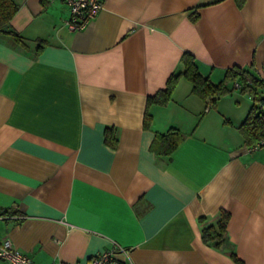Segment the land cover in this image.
I'll return each mask as SVG.
<instances>
[{
	"label": "crops",
	"instance_id": "obj_1",
	"mask_svg": "<svg viewBox=\"0 0 264 264\" xmlns=\"http://www.w3.org/2000/svg\"><path fill=\"white\" fill-rule=\"evenodd\" d=\"M99 1L70 31L63 0H16L23 43L0 34V242L34 264H88L114 244L121 264H264V148L239 130L251 96L206 110L180 77L166 105H146L183 53L213 83L232 67L260 75L264 0ZM170 128L181 143L155 155ZM221 214L215 248L201 230Z\"/></svg>",
	"mask_w": 264,
	"mask_h": 264
},
{
	"label": "trees",
	"instance_id": "obj_2",
	"mask_svg": "<svg viewBox=\"0 0 264 264\" xmlns=\"http://www.w3.org/2000/svg\"><path fill=\"white\" fill-rule=\"evenodd\" d=\"M244 0H235L238 7ZM19 4L16 0H0V34H7L14 41L23 43V38L11 28V20L15 16ZM197 14L192 18L197 19ZM181 71L172 73L165 84L163 90L157 91L153 96L147 98V107L152 104L166 105L171 100L172 92L180 77H184L191 83V93L206 102L205 108L215 106V101L226 94L231 93L232 84L237 83L242 92L251 96L252 104L248 114L239 125V130L243 135L246 146L251 147L260 139L264 138V80L247 69L238 67L227 68L224 77L218 83L210 81L208 76H203L193 57L188 53H183L180 58ZM231 85V86H230ZM151 116L145 112L144 127L150 124ZM183 139L182 134L175 128H170L165 133L156 134L150 150L157 156L170 157ZM105 141L115 147L117 140L111 128L105 130ZM227 215L221 214L215 224H210L202 228L201 238L204 243L215 248H221L225 244ZM231 257L237 261L235 254L230 252Z\"/></svg>",
	"mask_w": 264,
	"mask_h": 264
},
{
	"label": "built area",
	"instance_id": "obj_3",
	"mask_svg": "<svg viewBox=\"0 0 264 264\" xmlns=\"http://www.w3.org/2000/svg\"><path fill=\"white\" fill-rule=\"evenodd\" d=\"M68 6L69 17L65 25L70 31H80L93 20L102 9L99 0H63ZM264 80V71L259 75ZM236 87H239L236 84ZM208 105L205 109L208 110ZM251 151L264 148V138L249 147ZM125 253V250L117 245L93 256L88 264H121L117 255ZM0 259L8 264H34L27 256L21 254L8 239L0 242Z\"/></svg>",
	"mask_w": 264,
	"mask_h": 264
},
{
	"label": "rangeland",
	"instance_id": "obj_4",
	"mask_svg": "<svg viewBox=\"0 0 264 264\" xmlns=\"http://www.w3.org/2000/svg\"><path fill=\"white\" fill-rule=\"evenodd\" d=\"M216 83H218V82H216ZM231 86V85H230ZM233 89H232V91H231V93H229V94H226V95H228V96H242V99H241V106L239 107L238 106V112L239 111H241V110H243L244 108H241V107H243V105H244V103L246 102V100H247V102L249 103L250 102V98L248 97V93H246V92H242L241 90H240V88L239 87H236V84L234 83V84H232V86H231ZM235 106H236V104H234ZM237 107V106H236Z\"/></svg>",
	"mask_w": 264,
	"mask_h": 264
}]
</instances>
